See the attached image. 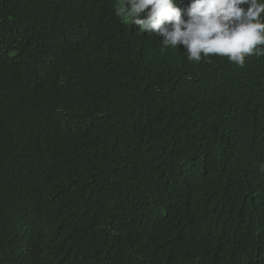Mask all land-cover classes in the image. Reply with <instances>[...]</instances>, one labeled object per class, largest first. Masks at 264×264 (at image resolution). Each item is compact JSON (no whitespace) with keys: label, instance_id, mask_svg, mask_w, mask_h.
<instances>
[{"label":"trees","instance_id":"obj_1","mask_svg":"<svg viewBox=\"0 0 264 264\" xmlns=\"http://www.w3.org/2000/svg\"><path fill=\"white\" fill-rule=\"evenodd\" d=\"M122 3L0 0V264H264V56L189 61Z\"/></svg>","mask_w":264,"mask_h":264},{"label":"clouds","instance_id":"obj_2","mask_svg":"<svg viewBox=\"0 0 264 264\" xmlns=\"http://www.w3.org/2000/svg\"><path fill=\"white\" fill-rule=\"evenodd\" d=\"M121 13L141 33L158 36L164 48L182 45L192 62L218 56L242 67L247 57L264 56V0H188L183 8L177 0H123ZM27 199L33 203V195ZM139 233L144 248L159 245L153 231ZM140 244L131 242V249Z\"/></svg>","mask_w":264,"mask_h":264}]
</instances>
